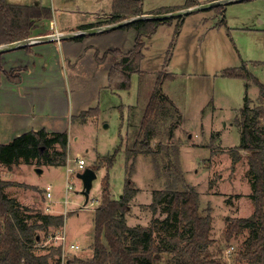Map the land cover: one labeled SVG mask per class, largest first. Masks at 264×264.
<instances>
[{
  "label": "rangeland",
  "instance_id": "obj_1",
  "mask_svg": "<svg viewBox=\"0 0 264 264\" xmlns=\"http://www.w3.org/2000/svg\"><path fill=\"white\" fill-rule=\"evenodd\" d=\"M7 1L15 4L30 3L36 8L45 9L41 13V19L35 21V27L47 25L51 20L62 21L61 23L77 22L79 14L71 17L67 15L65 18H58L57 14L56 18L53 17L52 11L58 12L63 7L62 3L77 10L75 8L79 7L80 2L83 11H97V6L94 5L96 0ZM185 1L140 0V8L145 12H156L166 7H181ZM208 1L210 0H203L201 5L210 3ZM217 7H221L220 13L216 9H205V12L198 11L181 18L177 32V18L162 25L144 51L140 66L141 71L146 73H130L127 89H97L92 80V69L88 65L80 69L78 67L74 72L75 77L68 67L63 69L65 90L61 95L53 87L50 97L57 105V108H53L54 113H60V116L65 114L64 117L69 121V167H76L75 161L79 156L89 168H93L103 158L111 156L116 149L118 152L108 171L105 166L95 171L97 177L92 183L88 198L81 194V180L74 177L73 190L65 192L67 158L61 166L55 167L47 163L48 157L57 162L61 161L54 155V152H61L58 143L48 146L47 158H41L40 164L33 159L28 164L20 160L9 168L0 165L2 180L14 184L6 187L7 196L15 200L25 198L27 205L17 203L26 224H32L39 216L49 212L50 210L45 209L46 205L50 206L51 211L55 210L54 205L63 211L69 210L62 214V227L35 231L40 237L37 243L38 252L45 254L43 249L58 247L59 243L50 241L49 236H56L60 230L58 235L64 234L66 246L78 244L82 247L76 253H67L68 260L90 259L88 252L92 250L93 218L100 201L103 177L108 173L109 193L113 200H117L123 193L125 178L128 177L133 187L140 188L143 192L138 197L140 203L146 200L148 202L154 190L164 188L167 163L164 148L174 146L180 151V164L188 184L198 192L200 214L206 215L210 209V238L213 244L208 250L212 258L223 264H247L240 258V253L244 250L249 231L243 230L239 236L228 241L224 234L230 219L239 216L253 217L254 206L250 198L252 188L250 192L248 189L252 184L248 156L241 155L235 163H232V159L233 152L240 143V130L236 124V119L240 118L239 111L244 107L245 99L250 101L251 108L259 105V90L252 81L225 77L222 73L227 69H237L245 65L253 77L264 83V0H243ZM99 36L104 40L105 51L113 47L110 46L111 43H115V47L121 45L117 39L110 40L107 34ZM129 38V35L121 36V40L128 41ZM159 73L172 75L171 79L164 81L162 89L173 107L162 103L159 114L151 125L149 145L155 152L151 155L140 146L142 133L138 129L139 112L132 114L134 116L129 124V137L123 139L122 136L127 133L129 107L137 105L138 102L143 106L147 104ZM90 108H96L97 112L94 117L85 118V112L93 110ZM177 110L182 114V121H177L181 116ZM176 122V127L179 125L180 129H170ZM261 122L264 126L263 119ZM126 148L131 150L130 156L126 155ZM35 168L43 170V174L37 177L38 174H34ZM32 176L33 183H38L41 188L51 186L52 198L48 202L43 189L26 183ZM65 200L69 203H65ZM140 207L138 223L141 225L149 226L153 219L163 220L167 216L163 205H159L155 211L150 210L149 206ZM130 214L135 217L136 213ZM129 223L133 224L131 220ZM164 236V233L156 235L161 246H164ZM57 257L58 255H54L50 258L49 264H54ZM157 264H173L172 255L168 252L161 253Z\"/></svg>",
  "mask_w": 264,
  "mask_h": 264
},
{
  "label": "trees",
  "instance_id": "obj_2",
  "mask_svg": "<svg viewBox=\"0 0 264 264\" xmlns=\"http://www.w3.org/2000/svg\"><path fill=\"white\" fill-rule=\"evenodd\" d=\"M193 0H186L185 5L177 8H163L149 14H165L186 9L197 4ZM221 7H213L218 11ZM43 8L36 6H20L0 0V45L26 40L33 36L35 21L40 20ZM220 13V10H219ZM140 0H113L111 18L106 25L118 23L143 15ZM49 19V17H48ZM179 28L181 17H177ZM168 20H140L134 21L124 28H134L136 37L133 49L127 53L119 50H107L102 56L96 52L95 61L102 64L108 55H118L119 62L108 73V87L110 89H127L130 82V73L139 72L140 63L144 59L145 39L154 36L157 28L162 24L171 23ZM93 27L87 25L82 29ZM20 69L5 72L0 62V77H5L14 84L20 83ZM229 78H240L252 81L259 90V105L251 108L250 101L245 99L244 107L240 109V118L236 119L240 130V144L233 152L232 163L240 159V150L250 152L249 171L252 175L253 220L249 218L230 219L225 229L226 240L239 236L243 230L249 231L244 242V250L240 258L247 264H264V84L253 77L245 65L237 69H227L222 73ZM168 73H159L148 100L145 112L140 123L142 140L140 146L147 149L151 155L155 152L150 148L151 125L159 114L162 103H173L163 93L164 81L171 79ZM178 111V110H177ZM97 109L85 112L87 116H94ZM180 116V114H179ZM180 120V117L177 121ZM176 123L173 126L176 127ZM263 133V134H262ZM58 143L61 152H54L61 161H54L48 157L47 163L52 166H61L67 158L66 133L48 134L44 130L28 132L14 139L9 144H0V165L8 168L12 164L23 160L28 164L36 159L47 158V149L50 144ZM166 156V173L164 188L152 192L150 210L155 211L159 205L164 206L166 217L163 220L153 219L149 226H129L125 219L129 202L139 191L133 183L125 178V187L119 200H112L109 193L108 173L101 182L100 204L94 213V234L91 244L92 256L88 260L73 258L67 264H157L160 255L168 252L172 255L173 264H223L212 258L208 248L213 244L210 238L212 217L210 209L206 215H201L198 192L188 184L180 164V151L177 147L164 148ZM118 150L111 156L103 158L102 162L92 169L98 170L105 166L108 171ZM126 155L131 150L126 148ZM61 162V163H60ZM156 166V161L153 159ZM102 164V165H101ZM132 169V168H131ZM14 185L0 177V264H49L48 260L54 255H60L61 248L50 247L48 252L36 255L33 247L36 244V230H45L48 227L63 226V215L43 214L32 224H26L20 215V205L15 199L8 197L4 189ZM164 233V246H161L156 235Z\"/></svg>",
  "mask_w": 264,
  "mask_h": 264
},
{
  "label": "crops",
  "instance_id": "obj_3",
  "mask_svg": "<svg viewBox=\"0 0 264 264\" xmlns=\"http://www.w3.org/2000/svg\"><path fill=\"white\" fill-rule=\"evenodd\" d=\"M112 1L113 0H96L94 5L97 6L96 7L97 11H95L94 13L83 11L82 10L83 5L80 2H79V7L76 6L75 8L77 10L69 8L68 7L69 4L67 3H62L63 7L59 8L58 12L57 10L52 11L54 14L53 17L56 18L57 14H59L58 18H60L61 16L65 18V16L67 15L71 17L73 14H79L80 16L79 20L77 22H71V23L69 22L61 23L62 21L56 22V20L54 21L48 20L49 22L47 25L45 24V25L36 27L33 30V34H32L33 36L31 37L46 36V35L53 34V33L64 35V34H70L73 32L82 31L86 29L108 26L105 24V22H107L111 18ZM193 1L195 4H197L194 6L201 5V2H203V0H193ZM215 1H218V0H210L208 2H215ZM7 2L10 3L9 1ZM12 2L10 4L20 5V6H32V4L30 3L15 4ZM185 2L180 6L181 7L184 6ZM166 8H171V7H166ZM172 8H177V7H172ZM208 10H211V9H208ZM201 11L205 12L203 10ZM142 12L144 14L152 13V12H145V11H142ZM195 12L198 13V11H195ZM195 12H192V13H195ZM185 16H182L181 18ZM87 25H92L93 27L82 29V27L87 26ZM162 25H165V24H162ZM162 25H160L157 28V31L160 27H162ZM50 29L53 31L49 32L48 30ZM102 34L103 35L107 34V37L110 40L117 39L121 44V45H118L119 47H115L116 44L111 43L110 46H113V47H110V49L108 50H119L122 53H127L133 49V46L135 43V37H136V30L134 28L128 29V28H124L123 26H121L118 28H113V29H108V30H104L100 32L81 35L78 37H74L72 39L59 37L58 39H55L52 41H39V42H35L31 45H28L22 48L9 50L6 52H2L0 54L1 67L3 68L5 72H9L10 70H13V69H20L19 71L20 83L19 84H14L10 82L5 77V75H1L0 77V144L2 145L9 144L10 142L18 138L19 136L25 133L31 132V131L38 132L40 130H44L48 134H60V133L65 132L67 135V150H68L69 121H68V118L64 117L65 114L60 116V113H56V114L54 113L53 108H57V105L56 103H53V99L50 97V92L53 87H55L57 92H60L61 95L64 92L66 80H64L63 69L65 67H68V70L74 76V72L76 71V69L78 67L80 69L84 65H88L91 67L92 80L95 82L97 89L102 88L106 90L108 89V91H112V90H109L108 85H107L108 73L110 69L113 68L119 62L120 57L118 55H108L102 64L96 63L95 61L96 52L99 53V56H102V54L106 50L105 48L106 45L104 43V40L101 36H99ZM126 35L131 36V38H129L128 41L124 39L121 40V36L125 37ZM152 37L145 39V49H147V44L152 39ZM120 46H123V47H120ZM141 68L142 66H140V70L138 73L145 74L146 72L141 71ZM150 95H149V98H150ZM146 106L147 104L143 106V105H140L138 102L137 105L129 107V110H128L129 112H128L127 121H126L127 133L125 136H122L123 139H126L127 136L129 137L128 135V131L130 130L129 124L132 122V117L134 116L132 114L134 112H139V122L141 123ZM90 109H93V108H90ZM178 112L181 115L180 120L182 121L183 120L182 114L179 110ZM80 114L78 116H80ZM92 117L94 116H87L85 118H92ZM140 123H138L139 124L138 129H140ZM178 128L180 129V127ZM91 164H93L92 161H91ZM43 172L44 171L42 170L41 173L35 172L34 174L36 175L38 174L37 177H39L41 176V174H43ZM188 181L190 182V178ZM26 183H28V185H31L33 187H38L39 189H43L44 197H45L46 188L45 189L41 188L39 185H37L38 183H33V176L31 177L30 181L28 180ZM7 188L4 189V193L6 195H7L6 193ZM137 189L139 191L129 202L127 211L125 213V219H126L127 225L131 227L141 225L138 223L140 220L139 215L141 212L140 206H149L152 202V196H149L151 197L150 201L147 202L146 200L145 201L146 203L145 202L140 203L141 200L138 197L143 192L140 191V188H137ZM248 189L250 192L251 185L250 187H248ZM120 197L117 200H119ZM46 200L48 202V199ZM15 201L20 204L27 205L24 197L18 198V200H15ZM67 202L68 201H66V203ZM54 207H55L54 208L55 210L51 211L50 209V211L45 212V214L57 216V215L64 214V211L66 212L69 211L67 209L63 211L55 205ZM132 212L136 213L135 217H131L132 214L130 213ZM239 218H242V217L239 216ZM130 220L133 222L132 225L129 223ZM141 226H146V224H143ZM48 228H47V231H48ZM43 231H46V229ZM59 231L60 230L57 231V235L60 234ZM39 241H40V237L39 235H37L36 244L33 247V252L36 255H42L41 251H39L40 252L39 253L37 249L39 248L37 244ZM81 248L82 247L79 245V251L81 250ZM47 249L45 248L42 251H44V253L46 254L48 252ZM91 256H92V250L91 251L89 250L88 257L91 258Z\"/></svg>",
  "mask_w": 264,
  "mask_h": 264
},
{
  "label": "water",
  "instance_id": "obj_4",
  "mask_svg": "<svg viewBox=\"0 0 264 264\" xmlns=\"http://www.w3.org/2000/svg\"><path fill=\"white\" fill-rule=\"evenodd\" d=\"M239 1H243V0H218L215 2H210L207 4H202V5L194 6L191 8H186V9H182V10H178V11L170 12V13H165V14H143V15H140V16H137V17H134L131 19H127V20H124V21H121L118 23H114V24H111L108 26L77 31V32H73L70 34L61 35L60 37H62V38L78 37V36L85 35V34H90V33L100 32V31H104V30H108V29L118 28V27L127 25L129 23H132L134 21H140V20H162L163 21V20L173 19V18L185 16V15L190 14V13L195 12V11L211 9L213 7L225 5V4H228L231 2H239ZM50 38L51 37H48V36L32 37V38H28L26 40L0 45V54L2 52H6L9 50L22 48V47L31 45L35 42L52 41L53 39H50ZM239 153L241 155H245V156L250 155V152L243 151V150H240ZM35 172L41 173L42 170L39 168H35ZM96 177H97L96 172L92 168H89V167H86L82 172L77 174V178L79 180H81V182H82L81 194L84 195L86 198H88V196H89V192L92 188V183L96 179ZM249 219L253 220V217L250 216Z\"/></svg>",
  "mask_w": 264,
  "mask_h": 264
},
{
  "label": "built area",
  "instance_id": "obj_5",
  "mask_svg": "<svg viewBox=\"0 0 264 264\" xmlns=\"http://www.w3.org/2000/svg\"><path fill=\"white\" fill-rule=\"evenodd\" d=\"M62 34H58V33H53V34H49V35H46L48 37H51L50 39H58ZM79 157V156H78ZM76 158V167L72 168V167H69L68 165V157H67V160H66V165H65V168H66V184H65V192L68 193L69 191H72L73 188H74V185L72 183V177H74L75 179H78L77 178V174L82 172L86 167H87V164L85 162V160L83 159H80V158ZM45 198L50 200L52 198V195H51V187L50 186H47L46 189H45ZM92 201H95V200H92ZM96 202V201H95ZM65 203H66V200H65ZM45 209L47 211L50 210V206L49 205H46L45 206ZM49 239L50 241L53 240V241H57V243H59V246L61 248V253L60 255H58L57 257V260L54 264H67V253L69 252H75V251H78L79 250V246L77 244H69L68 246H66V238L64 236V234H61V235H50L49 236Z\"/></svg>",
  "mask_w": 264,
  "mask_h": 264
}]
</instances>
